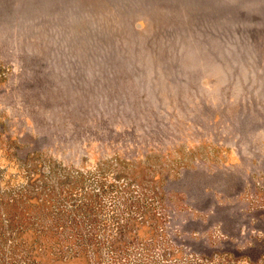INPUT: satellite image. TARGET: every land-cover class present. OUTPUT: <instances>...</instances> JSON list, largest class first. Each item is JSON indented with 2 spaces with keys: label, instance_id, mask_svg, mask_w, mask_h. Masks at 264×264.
Segmentation results:
<instances>
[{
  "label": "rangeland",
  "instance_id": "1",
  "mask_svg": "<svg viewBox=\"0 0 264 264\" xmlns=\"http://www.w3.org/2000/svg\"><path fill=\"white\" fill-rule=\"evenodd\" d=\"M108 125L175 166L174 261L264 264V0H0V134Z\"/></svg>",
  "mask_w": 264,
  "mask_h": 264
},
{
  "label": "trees",
  "instance_id": "2",
  "mask_svg": "<svg viewBox=\"0 0 264 264\" xmlns=\"http://www.w3.org/2000/svg\"><path fill=\"white\" fill-rule=\"evenodd\" d=\"M106 128L72 130L87 140L81 164L56 129L0 134V264H180L194 222L174 204L175 166Z\"/></svg>",
  "mask_w": 264,
  "mask_h": 264
}]
</instances>
